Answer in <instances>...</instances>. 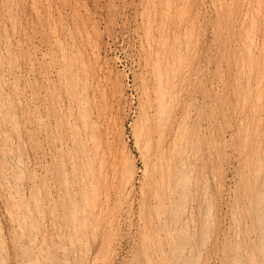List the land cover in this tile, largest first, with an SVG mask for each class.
Wrapping results in <instances>:
<instances>
[{
    "label": "rangeland",
    "instance_id": "rangeland-1",
    "mask_svg": "<svg viewBox=\"0 0 264 264\" xmlns=\"http://www.w3.org/2000/svg\"><path fill=\"white\" fill-rule=\"evenodd\" d=\"M27 1L26 18L12 5L14 25L2 27L14 46L0 54V100L9 109L7 118L0 112V264H264V0ZM152 36L188 47L179 52L188 80L175 87L186 91L170 111L187 126L176 142L153 124L163 49ZM98 112L108 129L93 143ZM6 119H16L12 128ZM178 171L188 177L177 178L172 203L158 201Z\"/></svg>",
    "mask_w": 264,
    "mask_h": 264
},
{
    "label": "bare ground",
    "instance_id": "bare-ground-1",
    "mask_svg": "<svg viewBox=\"0 0 264 264\" xmlns=\"http://www.w3.org/2000/svg\"><path fill=\"white\" fill-rule=\"evenodd\" d=\"M14 1H17L16 3L14 2ZM33 1V0H32ZM152 1V0H151ZM155 1V3H157V2H159L160 3V1L161 0H154ZM177 3H179V4H181V3H183V2H185L186 0H175ZM188 1V0H187ZM197 0H195V2H196ZM36 2H38V1H36ZM49 2V1H48ZM166 2V1H165ZM199 2V1H198ZM200 2H201V0H200ZM206 2V1H205ZM27 3H28V1L27 0H0V31L2 32V37L0 36V41L2 40V38H3V40H2V44H1V46H0V54H1V51H3V50H1V48H3V49H5L6 51H8L9 52V49H11V48H13L12 46H14V44L12 43V40H10V38H8V37H5V34H3L4 32V22H6V21H8V22H10V24L12 23V25H14V21H13V16H11V6L12 5H15V7H17L18 8V10H19V12H21L22 13V15H23V17L24 18H26V12L25 11H27L26 10V8H27ZM29 3H31L30 2V0H29ZM152 3V2H151ZM154 3V2H153ZM226 3V2H225ZM164 4V3H163ZM169 4H171V2L169 3ZM188 4V3H187ZM186 4V5H187ZM196 4V3H195ZM206 4V3H205ZM204 4V5H205ZM157 5V4H156ZM159 5V4H158ZM161 5V4H160ZM185 5V6H186ZM203 5V6H204ZM207 5V4H206ZM239 5V4H238ZM33 6V5H32ZM179 6V5H178ZM182 6V5H181ZM199 6H200V4H199ZM167 7V6H166ZM205 7V6H204ZM203 7V8H204ZM179 8H180V6H179ZM188 8V7H187ZM202 8V7H201ZM30 9V8H29ZM33 9V8H32ZM151 9V8H150ZM171 9V8H170ZM169 9V10H170ZM189 9V8H188ZM197 9V8H196ZM199 9V8H198ZM144 10V9H143ZM159 10V9H158ZM184 10V9H183ZM30 11V10H29ZM43 11V10H42ZM155 11V10H154ZM173 11V10H172ZM182 11V10H181ZM17 12V11H16ZM34 12V11H33ZM165 12V11H164ZM179 12V11H178ZM37 13H38V11H37ZM145 13V12H144ZM149 13V12H148ZM156 13V12H155ZM181 13V12H180ZM179 13V14H180ZM187 13V12H186ZM196 13V12H195ZM221 13V12H220ZM227 13H228V11H227ZM260 13V12H259ZM18 14V13H17ZM20 14V13H19ZM168 14V13H167ZM229 14V13H228ZM13 15V14H12ZM37 15V14H36ZM169 15V14H168ZM178 15V14H177ZM183 15V14H182ZM160 16V15H159ZM180 16V15H179ZM183 16H185V15H183ZM197 16V15H196ZM17 17V16H16ZM20 17V16H19ZM18 17V18H19ZM154 17V16H153ZM181 17V16H180ZM226 17V16H225ZM17 18V19H18ZM21 18V17H20ZM20 18H19V20H20ZM159 18V17H158ZM178 18V17H177ZM16 19V20H17ZM161 19V18H160ZM182 19V18H181ZM25 20V19H24ZM23 20V21H24ZM179 20V19H178ZM233 20V19H232ZM27 21V20H26ZM25 21V23H24V25L27 23ZM142 21V20H141ZM151 21V20H150ZM149 21V22H150ZM187 21V20H186ZM17 22V21H16ZM19 22V21H18ZM21 22V21H20ZM149 22H147L146 21V23L148 24ZM160 22V21H159ZM181 22V21H180ZM180 22H179V24H180ZM145 23V22H144ZM153 23V22H152ZM156 23V22H155ZM9 24V25H10ZM38 24V23H37ZM151 24V23H150ZM160 24V23H159ZM20 25V24H19ZM145 25V24H144ZM149 25V24H148ZM163 25H165V24H163ZM187 25V24H186ZM191 25V24H190ZM5 26H6V24H5ZM150 26H152V25H150ZM3 27V28H2ZM15 27L16 26H13V28L15 29ZM19 27V26H18ZM26 27V26H25ZM157 27V26H156ZM189 27V26H188ZM2 29H3V31H2ZM20 29V28H19ZM18 29V30H19ZM13 30V29H12ZM144 30H146V29H144ZM153 30H154V28H153ZM14 31V30H13ZM21 31H22V36H23V41L24 42H26V36L27 35H25V31H26V28H23V29H21ZM158 34H160L161 33V31L160 30H158ZM6 33V32H5ZM13 33V32H12ZM27 33V32H26ZM148 34V33H147ZM173 35H175V34H173ZM7 36V35H6ZM9 36V35H8ZM191 36H192V34H191ZM157 37V36H156ZM156 37H154V36H152L151 37V40H150V42L153 40L154 42L156 41V40H158V38H156ZM174 37V41L173 42H169L168 41V43H166V41H164V40H162V42L161 41H159V46L161 45V47H162V52H161V58L159 57V61L157 62V67H158V73H157V75H155V79H154V84H155V90L153 91L154 92V99H153V104L151 105V107L150 108H152L153 109V116L155 117L154 118V121H153V124L155 125V127L160 131V133H162V134H164L165 132H167L169 135H170V139L172 140V141H175V140H177V137H178V132H179V130H180V128H181V126L183 125V122H184V119H185V117H183V116H178L179 118H175L174 117V119H173V117H171V116H173V115H170V111H171V107L174 105V104H176L177 103V105H179V103H180V101L181 100H183V94H184V91H186V90H183V89H179V90H175V87H176V84L179 82H181V84L182 83H184V82H187V80H188V71L187 70H185L184 68H183V65H182V63L180 64V62H182V60L183 59H181L182 57H180V55H179V52L184 48V43H182L181 41L180 42H178L177 40H178V38L177 37H175V36H173ZM186 38H188V37H186ZM197 38V37H196ZM12 39V38H11ZM17 39V38H16ZM194 41V40H193ZM197 41V40H196ZM195 41V42H196ZM253 41V40H252ZM18 42H19V39H18ZM17 42V43H18ZM165 42V43H164ZM251 42V41H250ZM23 43V42H22ZM27 43V42H26ZM160 43H162V44H160ZM19 44V43H18ZM143 44V43H142ZM157 44V43H156ZM22 46H23V44H22ZM21 46V47H22ZM24 46H27V45H24ZM149 46V45H148ZM147 46V47H148ZM188 46V45H187ZM152 47V46H151ZM20 48V47H19ZM26 48V47H25ZM61 48V47H60ZM188 47H186V48H184L183 50H188L187 49ZM21 49V48H20ZM194 49V48H193ZM22 50H24V49H22ZM26 50V49H25ZM21 52V51H20ZM155 52V51H154ZM10 53V52H9ZM8 53V54H9ZM149 53V52H148ZM156 53V52H155ZM159 53V52H158ZM10 56V55H9ZM14 56V55H13ZM149 56H150V54H149ZM4 57V56H3ZM63 57V56H62ZM72 57V56H71ZM148 57V56H147ZM179 57H180V59H181V61H179L180 59H179ZM66 58V57H65ZM149 58V57H148ZM179 59V60H178ZM145 60V59H144ZM73 61V60H72ZM148 61H150V60H148ZM186 61V60H185ZM184 61V62H185ZM10 62V61H9ZM28 62V61H27ZM9 64V63H8ZM24 64V63H23ZM62 64V63H61ZM71 64H72V62H71ZM70 64V65H71ZM74 64V63H73ZM72 64V65H73ZM76 64V63H75ZM185 64V63H184ZM0 65H2V63L0 62ZM65 65V64H64ZM71 65V66H72ZM161 65H163V68H161ZM7 66V65H6ZM9 66V65H8ZM75 66H77V65H75ZM147 66V65H146ZM145 66V67H146ZM144 67V68H145ZM9 68V67H8ZM17 68V67H16ZM74 68V67H73ZM20 69V68H19ZM10 69H8V71H9ZM71 70V69H70ZM81 70V69H80ZM85 70V69H84ZM64 71H67V70H64L63 69V72ZM5 72V70L3 71V73ZM67 72H69V71H67ZM82 72V71H81ZM84 72V71H83ZM149 72V71H148ZM72 73H73V71H72ZM4 74H6V73H4ZM9 74V73H8ZM11 74V73H10ZM87 74V73H86ZM1 75H2V73H1ZM60 75V74H59ZM62 75V74H61ZM73 75V74H72ZM3 76V75H2ZM0 77V79L2 78L3 79V82H4V77ZM66 76H67V74H66ZM71 76V75H70ZM76 76H77V74H76ZM80 76V75H79ZM83 76H84V74H83ZM88 76V75H87ZM85 77V76H84ZM90 77V76H89ZM88 78V77H87ZM191 78V77H190ZM6 79V78H5ZM73 79V78H72ZM152 79V78H151ZM150 79V80H151ZM7 80V79H6ZM77 80V79H76ZM261 80V79H260ZM2 81V80H1ZM81 81V80H80ZM66 82V81H65ZM95 82V81H94ZM260 82V81H259ZM1 83V82H0ZM6 83V82H5ZM4 83V84H5ZM9 83V82H8ZM61 83V82H60ZM102 83V82H101ZM190 83V82H189ZM193 83V82H192ZM16 84V83H15ZM62 84H64V83H62ZM195 84V83H194ZM74 85V84H73ZM79 85V84H78ZM91 85V84H90ZM89 85V86H90ZM101 85V84H100ZM150 85V84H149ZM65 86V85H64ZM259 86V85H258ZM68 87V86H67ZM76 87V86H75ZM100 87V86H99ZM149 87H151V85L149 86ZM12 88H14V87H12ZM62 88V87H61ZM65 88V87H64ZM70 88H72L71 86H70ZM188 88V87H187ZM258 88V87H257ZM2 89V88H1ZM0 89V90H1ZM8 89V88H7ZM78 89V88H77ZM82 89V88H81ZM84 89H85V87H84ZM89 89V88H88ZM91 89V88H90ZM94 89H95V87H94ZM100 89V88H99ZM72 90V89H71ZM73 90H74V87H73ZM98 90V89H97ZM65 91V90H64ZM260 91V90H259ZM69 92V91H68ZM82 92V96H85L84 94L85 93H83V91H81ZM92 92V91H91ZM66 93V92H65ZM78 93V92H77ZM90 93V92H89ZM147 93V92H146ZM254 93V92H253ZM0 95H1V93H0ZM80 95H81V93H80ZM259 95V94H258ZM261 95H263V94H261ZM81 96V97H82ZM88 96V95H87ZM148 96H150V95H148ZM264 96V95H263ZM73 97H76V96H73ZM73 97H69L70 98V100H71V98H73ZM92 98V97H91ZM146 98V97H145ZM150 99H151V97H149ZM3 99V98H2ZM1 99V100H2ZM86 99V98H85ZM147 99V98H146ZM261 99V98H260ZM1 100H0V112L1 111H3V113H2V115L3 114H5L6 113V115H7V117H9L8 116V114H9V112H6V111H8V110H6L5 112H4V110L5 109H7V107H5L4 105H3V102H1ZM9 100V99H8ZM7 100V101H8ZM78 100H80V99H78ZM259 100V99H258ZM3 101H4V99H3ZM150 101V100H149ZM260 101V100H259ZM81 102V101H80ZM88 102V99H87V101L84 103V105L85 106H87L88 107V104H89V102ZM76 103V102H75ZM78 103V102H77ZM92 103V102H91ZM6 104H7V102H6ZM5 104V105H6ZM82 104V102L80 103V105ZM87 104V105H86ZM112 104V103H111ZM150 104V103H149ZM148 104V105H149ZM69 105V104H68ZM79 105V106H80ZM113 105V104H112ZM7 106V105H6ZM95 106V105H94ZM188 106V105H187ZM261 106V105H260ZM90 107V106H89ZM93 107V106H92ZM98 107V106H97ZM149 107V106H148ZM75 108V107H74ZM79 108V107H78ZM85 108V107H84ZM187 108V107H186ZM11 109V108H10ZM68 109V108H67ZM92 109V108H91ZM102 109V108H101ZM103 109H104V107H103ZM102 109V110H103ZM112 109V108H111ZM77 110H79V109H77ZM114 110V109H113ZM84 111H86L85 109L84 110H81V112H83V115L84 114H86V113H84ZM90 111V110H89ZM92 111V110H91ZM11 112H13L12 110H11ZM78 112V111H77ZM188 112H190L189 110H188ZM8 113V114H7ZM95 113V112H94ZM186 113V112H185ZM77 114V113H76ZM90 114V113H89ZM174 114V113H173ZM6 115H3L4 117L6 116ZM10 115H11V113H10ZM13 115V114H12ZM11 115V117H13ZM86 115H88V114H86ZM188 115H190V113L188 114ZM187 115V116H188ZM75 116V115H74ZM104 116V115H103ZM146 116V115H145ZM186 116V117H187ZM7 117H5V118H7ZM10 117V118H11ZM82 117V116H81ZM80 117V118H81ZM88 117H89V119H91L90 118V116L88 115ZM109 117V116H108ZM107 117V118H108ZM67 118V117H66ZM79 118V119H80ZM85 118H87V117H84V119L83 120H85ZM95 118V121H93L92 122V126H90L89 127V129H91V131L89 130V132H91V134L92 135H89V138L91 139V140H93L94 138L96 139V137H98L97 135H99L100 133H101V129L103 130V129H105V131H107V122H106V118L105 117H102V116H100V114H99V112L96 114V117H94ZM93 118V119H94ZM115 118V117H114ZM190 118V117H189ZM71 119V118H70ZM89 119H86V120H89ZM111 119V118H110ZM147 119H149V118H147ZM2 120H4L3 118H2ZM2 120H1V123H2ZM6 120H7V123H6ZM5 120V123L6 124H8V126H9V124L10 123H8V122H11V121H13V120H11V121H8V119H6ZM16 120V119H15ZM15 120L13 121V122H15ZM68 121H69V119H67ZM76 120V119H75ZM92 120V119H91ZM145 120V119H144ZM188 120H190V119H188ZM146 121V120H145ZM148 121V120H147ZM168 121H170L169 123H167ZM73 122V121H72ZM88 122V121H87ZM112 122H113V120H112ZM115 122V121H114ZM113 122V123H114ZM16 123H17V121H16ZM76 123V122H75ZM83 123V122H82ZM90 123V122H89ZM108 123H109V121H108ZM111 123V122H110ZM112 123V124H113ZM149 123V122H148ZM186 123V122H185ZM67 124L68 125H70V123H68L67 122ZM72 124H74V123H72ZM88 124V123H87ZM241 124V123H240ZM14 125V124H13ZM13 125H11V126H9V127H11L12 128V126ZM67 125V126H68ZM82 125V124H81ZM83 125H84V123H83ZM115 125V124H114ZM153 125V126H154ZM188 125V124H187ZM1 126V125H0ZM16 126H17V124H15V128H16ZM73 126V125H72ZM144 126H145V124H144ZM150 126H151V124H150ZM149 126V127H150ZM184 126H186V125H183L182 127H184ZM69 127V126H68ZM70 127H71V125H70ZM74 127V126H73ZM84 127V126H83ZM85 127H87V126H85ZM118 127H120V126H118ZM187 127V126H186ZM186 127L184 128L185 130H186ZM74 128H76V126L74 127ZM124 128V127H123ZM147 129H148V127H146ZM168 128V129H167ZM73 129V128H72ZM150 129V128H149ZM166 129H167V131H166ZM183 129V128H182ZM14 130V129H13ZM76 130V129H75ZM83 130V129H82ZM85 130H87V129H85ZM144 130V129H143ZM142 130V131H143ZM152 130H156V129H152ZM104 131V132H105ZM110 131V130H109ZM147 131H149V130H147ZM150 131H151V129H150ZM11 132V131H10ZM75 132V131H74ZM83 132V131H82ZM182 132V131H181ZM185 132V131H184ZM183 132V133H184ZM72 133V132H71ZM71 133H69V134H71ZM103 133V132H102ZM108 133V132H107ZM106 133V134H107ZM112 133V132H111ZM110 133V134H111ZM116 133V132H115ZM145 133V132H144ZM182 133V134H183ZM185 133H187V132H185ZM74 134V133H73ZM77 133H75L74 135H76ZM84 134V133H83ZM82 134V135H83ZM109 134V133H108ZM150 134V133H149ZM157 135H158V133H156ZM161 134V135H162ZM86 135V134H85ZM105 135V134H104ZM151 135V134H150ZM149 135V136H150ZM91 136V137H90ZM110 136V135H109ZM108 136V137H109ZM140 136H141V134H140ZM182 136H184V135H182ZM65 137V136H64ZM103 137V136H102ZM107 137V138H108ZM156 137V136H155ZM163 137V136H162ZM187 137H188V135H187ZM72 138V137H71ZM76 138V140H77V136L75 137ZM87 138V137H86ZM89 138H88V140H89ZM106 138V139H107ZM150 138V137H149ZM159 138V137H158ZM161 138V137H160ZM74 139V138H73ZM84 139V138H83ZM95 139L93 140L94 142L93 143H96L95 142ZM145 139V138H144ZM153 139V138H152ZM165 139H166V137H165ZM164 139V140H165ZM80 140V142H79V144L78 145H80V143H81V139H79ZM102 140V139H101ZM154 140V139H153ZM152 140V141H153ZM160 140H162V139H160ZM159 140V141H160ZM179 140H181V139H179ZM187 140V139H186ZM72 141V140H71ZM90 141V140H89ZM151 141V140H150ZM150 141H148V142H150ZM169 141V140H168ZM167 141V142H168ZM172 141H170V142H172ZM192 141V140H191ZM194 141V140H193ZM86 142V141H85ZM88 142V141H87ZM87 142L85 143V144H87ZM91 142V141H90ZM145 142H146V140H145ZM155 142V141H154ZM176 142V141H175ZM180 142V141H179ZM185 142V141H184ZM4 143V142H3ZM74 143H75V141H74ZM83 143V142H82ZM81 143V144H82ZM159 143V142H158ZM169 143V142H168ZM192 143V142H191ZM2 144V143H1ZM72 144V143H71ZM156 144V143H155ZM190 144V143H189ZM194 144V143H193ZM4 145V144H3ZM77 145V146H78ZM102 145V144H101ZM159 145V144H158ZM169 145H170V143H169ZM178 145V144H177ZM185 145V144H184ZM188 145V144H187ZM191 145V144H190ZM6 146V145H5ZM5 146H3V147H5ZM84 146V148H86L85 147V145H83ZM168 146V145H167ZM2 147V148H3ZM8 147V146H7ZM6 147V148H7ZM99 148L101 147V146H98ZM149 146L147 145V148H148ZM154 147V146H153ZM157 147V146H156ZM155 147V148H156ZM161 147V146H160ZM169 147V146H168ZM171 147V146H170ZM177 147V146H176ZM5 148V149H6ZM83 148V149H84ZM95 148H97V147H95ZM109 148V147H108ZM147 148L146 147H144V149H145V153H146V150H147ZM154 148V149H155ZM167 148V147H166ZM184 148V147H183ZM80 149V148H79ZM86 149H88V148H86ZM85 149V150H86ZM94 149V148H93ZM102 149V148H101ZM153 149V150H154ZM176 149V148H175ZM263 149V148H262ZM9 150V149H8ZM11 150V149H10ZM84 150V151H85ZM92 150V149H91ZM151 150V149H150ZM177 150V149H176ZM2 151V150H1ZM5 151V150H4ZM99 151V150H98ZM97 151V152H98ZM102 151H105V150H102ZM125 151V150H124ZM144 151V150H143ZM147 151H149V150H147ZM184 151V150H183ZM17 152H18V150H17ZM93 152H94V150H93ZM163 152V151H162ZM168 152V151H167ZM189 152V151H188ZM2 153V152H1ZM4 153V152H3ZM7 153V152H6ZM9 153V152H8ZM80 153H81V151H80ZM144 153V152H143ZM144 153V154H145ZM170 153V152H169ZM184 153H185V151H184ZM10 154H12V153H10ZM84 154V153H83ZM86 154V153H85ZM87 154L88 155H91V154H89L88 153V151H87ZM86 154V155H87ZM160 154V153H159ZM164 154V153H163ZM165 154H167V153H165ZM178 154H179V152H178ZM189 154V153H188ZM85 155V156H86ZM173 155V154H172ZM180 155H182V154H180ZM261 155V154H260ZM3 156V155H2ZM11 156V155H10ZM80 156V155H79ZM106 156V155H105ZM104 156V157H105ZM154 156V155H153ZM159 156V155H158ZM161 156H164V155H161ZM174 156V155H173ZM177 156V155H176ZM183 156V155H182ZM12 157H14L13 155H12ZM11 157V158H12ZM17 158H18V156H16ZM151 157V156H150ZM259 157V156H258ZM9 158V157H8ZM17 158H16V160H17ZM79 158V157H78ZM96 158H97V155H96ZM163 158V157H162ZM179 158V157H178ZM180 158H181V156H180ZM4 159V158H3ZM76 159V158H75ZM85 159V158H84ZM87 159H90V158H87ZM95 159V158H94ZM98 159V158H97ZM104 159V158H103ZM158 159H160V158H158ZM169 159V158H168ZM188 159V158H187ZM5 160V159H4ZM4 160H2V161H4ZM11 160V159H10ZM13 160V159H12ZM79 160V159H78ZM163 160V159H162ZM161 160V161H162ZM165 160V159H164ZM172 160V159H171ZM175 160V159H174ZM190 160V159H189ZM90 161V160H89ZM94 161V160H93ZM109 161L111 162V160L109 159ZM113 161V160H112ZM181 161H182V159H181ZM185 161H187V160H185ZM8 162V161H7ZM16 162V161H15ZM18 163H21V161L19 162V160L17 161ZM183 162V165H184V161H182ZM3 163V162H2ZM79 163V162H78ZM81 163V162H80ZM89 163V162H88ZM88 163H87V165H88ZM100 163V162H99ZM102 163V162H101ZM100 163V164H101ZM131 163V162H130ZM172 163H174L173 161H172ZM180 163V162H179ZM187 163H189V162H187ZM7 164V163H6ZM6 164H5V166H6ZM22 164V163H21ZM166 164V163H165ZM168 164V163H167ZM192 164V163H191ZM1 165H4V164H1ZM0 165V166H1ZM11 165V164H10ZM16 165V164H15ZM14 165V166H15ZM19 165V164H18ZM160 165V164H159ZM164 165V164H163ZM172 165V164H171ZM179 165V164H178ZM9 166V165H8ZM13 166V165H12ZM21 166V165H20ZM80 166V165H79ZM105 166V165H104ZM132 167V165L130 164L129 165V167L128 168H130V171H131V167ZM182 166V165H181ZM11 167V166H10ZM93 167V166H92ZM100 167V166H99ZM127 167V166H126ZM126 167H124V168H126ZM165 167V166H164ZM174 167V166H173ZM177 167V166H176ZM189 167V166H188ZM12 168V167H11ZM87 168V167H86ZM86 168H84V171L86 170ZM90 168V167H89ZM88 168V169H89ZM111 168H112V166H111ZM116 168H118V167H116ZM115 168V169H116ZM123 168V169H124ZM127 168V169H128ZM166 168H167V166H166ZM182 169H183V166L181 167ZM3 169V168H2ZM13 169V168H12ZM11 169V170H12ZM15 169H17L16 167H15ZM83 169V168H82ZM93 169V168H92ZM102 169H103V166H102V168H101V171H102ZM187 169V168H186ZM9 170V169H8ZM112 170V169H111ZM166 170V169H165ZM168 170V169H167ZM176 170V172H177V169H175ZM180 170V169H179ZM5 171V170H4ZM88 171V170H87ZM91 171H94V170H91ZM90 171V172H91ZM127 171H129V169L127 170ZM162 171V170H161ZM11 172V171H10ZM104 172V171H103ZM121 172V171H120ZM6 173V172H5ZM12 173V172H11ZM84 173H86V172H84ZM99 173H100V170H99ZM110 173V172H109ZM113 173V172H112ZM127 173V172H126ZM175 173V172H174ZM181 173H182V171H181ZM180 173V171H178V174H179V177H177V173H175L174 175H171V181H170V185L168 186L169 188H170V190H169V193L167 194V196L166 195H162V197L161 198H158L157 200L159 201H162V202H166V203H169V204H171L172 203V200H173V196H174V194H175V191L177 190V187H180V186H182V185H180V186H178V181H177V178H179V179H181L180 177H182L183 175ZM184 173H186V171L184 172ZM183 173V174H184ZM20 174H21V172H20ZM89 174V173H88ZM102 174V173H101ZM170 174V173H169ZM190 174V173H189ZM10 175V174H9ZM91 176H89V177H92V174H90ZM128 175V177L126 176V178H127V181L125 182V183H127V184H131L132 182H131V180H132V171H131V173H129V174H127ZM182 175V176H181ZM185 175V174H184ZM187 175V174H186ZM186 175L184 176V177H182L184 180H185V178H187L186 177ZM3 176H4V174H3ZM2 176V177H3ZM7 176V175H6ZM86 176V175H85ZM88 176V175H87ZM100 176H102V175H100ZM100 176H99V178H100ZM107 176V175H106ZM116 176V175H115ZM159 176H160V174H159ZM201 171L199 172V175H198V178H197V183H198V185H199V190L201 189V187H202V184H201ZM255 176V175H254ZM10 177V176H9ZM84 177V176H83ZM166 177V176H165ZM124 178H125V176H124ZM124 178H122L123 180H124ZM154 178V177H153ZM158 178V177H157ZM160 178V177H159ZM91 179V178H90ZM98 179V178H97ZM105 179H106V177H105ZM104 179V180H105ZM162 179V178H161ZM166 179H167V177H166ZM168 179H170L169 177H168ZM5 180V179H4ZM9 180V179H8ZM17 180V179H16ZM99 180V179H98ZM122 180V181H123ZM154 180V179H153ZM82 181V180H81ZM85 181V180H84ZM91 181V180H90ZM93 181V180H92ZM92 181H91V183H92ZM106 181V180H105ZM164 181V180H163ZM180 181H182V179L180 180ZM255 181V179L253 180V182ZM5 182H7V180L5 181ZM88 182V181H87ZM94 182V181H93ZM98 182V181H97ZM96 181H95V183H97ZM103 182V181H102ZM161 182V181H160ZM188 182V181H187ZM7 183H9V181L7 182ZM18 183V182H17ZM21 183V182H20ZM19 183V184H20ZM185 183H186V181H185ZM13 184H15V183H13ZM12 184V185H13ZM84 184H85V182H84ZM98 184H99V182H98ZM103 184V183H102ZM129 184V185H130ZM189 184V183H188ZM86 185V184H85ZM90 185V184H89ZM124 185H126V184H124ZM158 185V184H157ZM14 186H16V185H14ZM18 186V185H17ZM87 186V185H86ZM96 186V185H95ZM98 186V185H97ZM105 186V185H104ZM103 185H102V188L104 187ZM128 186V185H127ZM131 186V185H130ZM159 186H160V184H159ZM166 186V187H167ZM20 188H21V185L19 186ZM83 187H84V185H83ZM92 187H94V186H92ZM100 187H101V185H100ZM121 187V186H120ZM146 187V186H145ZM184 187V186H183ZM80 188V187H79ZM105 188H106V186H105ZM164 188V187H163ZM17 190H18V188H16ZM89 189V188H88ZM92 189V188H91ZM97 189H99L98 187H97ZM123 189H124V187H123ZM126 189V188H125ZM183 189V188H182ZM181 189V190H182ZM186 189V188H185ZM21 190H22V188H21ZM87 190V189H86ZM85 190V191H86ZM93 190V189H92ZM106 190H107V188H106ZM16 191V190H15ZM14 191V192H15ZM105 191V190H104ZM17 192V191H16ZM34 192V191H33ZM18 193H19V191H18ZM88 193V192H87ZM92 193H94V194H96V192H93L92 191ZM129 193V192H128ZM156 193V192H155ZM166 193H167V191H166ZM94 194H93V196H94ZM185 194V193H184ZM257 194V193H256ZM18 194H16V196H17ZM24 195V194H23ZM118 195V194H117ZM154 195V194H153ZM39 195H37L36 196V198L38 197ZM109 196V195H108ZM134 196V195H133ZM186 196V195H185ZM184 196V197H185ZM255 196V195H254ZM260 196V195H259ZM154 197V196H153ZM155 197L157 198V196L155 195ZM18 198V197H17ZM22 198H24V197H22ZM21 198V199H22ZM39 198V197H38ZM75 198V197H74ZM256 199H257V197H255ZM18 199H20V198H18ZM17 199V200H18ZM107 199V198H106ZM153 199V198H152ZM184 199V198H183ZM38 200V199H37ZM36 200V201H37ZM263 200V199H262ZM15 201V200H14ZM20 201V200H19ZM177 201H178V199H177ZM259 201H261L260 200V198H259ZM258 201V202H259ZM21 202H23V201H21ZM20 202V203H21ZM38 202V201H37ZM136 202V201H135ZM154 202V201H153ZM261 202H263V201H261ZM15 204H16V201L14 202ZM19 203V202H18ZM19 203V204H20ZM24 203V202H23ZM92 203V202H91ZM96 203V202H95ZM104 203V202H103ZM102 203V204H103ZM26 204V203H25ZM39 204V203H38ZM99 204V203H98ZM107 204V203H106ZM157 204H159V203H157ZM261 204V203H260ZM259 204V205H260ZM21 205V204H20ZM92 205H94V204H92ZM96 205H97V203H96ZM101 205V204H100ZM156 205V204H155ZM167 205V204H166ZM174 205V204H173ZM182 205V204H181ZM180 205V206H181ZM26 206V205H25ZM24 206V207H25ZM30 206V205H29ZM102 206V205H101ZM100 206V207H101ZM163 206V205H162ZM175 206H176V204H175ZM186 206V205H185ZM14 207V206H13ZM15 207H17V205L15 206ZM27 207V206H26ZM74 207L76 208V206L74 205ZM83 207V206H82ZM96 207V206H95ZM103 207V206H102ZM101 207V208H102ZM105 207H106V205H105ZM156 207V206H155ZM182 207V206H181ZM260 207V206H259ZM18 208V212H19V209H21V207L19 208V207H17ZM131 208V207H130ZM39 209V208H38ZM177 209V208H176ZM179 209V208H178ZM182 209V208H181ZM209 209V208H208ZM91 210V209H90ZM99 210H100V208H99ZM98 210V211H99ZM156 210V209H155ZM157 210H158V208H157ZM175 210V208L173 209V211ZM28 211V209L27 210H25V212H27ZM176 211V210H175ZM209 211V210H208ZM20 212H22V211H20ZM19 212V213H20ZM76 212V211H75ZM83 212V211H82ZM84 212H85V210H84ZM100 212V211H99ZM181 212V211H180ZM207 211H205V213H206ZM28 213V212H27ZM14 214V213H13ZM23 215L25 214V213H22ZM69 214V213H68ZM93 214V213H92ZM91 214V215H92ZM99 214H101V213H99ZM173 214H175V213H173ZM207 214V213H206ZM17 215V214H16ZM19 215V214H18ZM27 215V214H26ZM71 215H73V214H71ZM79 215V214H78ZM82 215H85V214H83L82 213ZM90 215V214H89ZM158 215V214H157ZM210 215V214H209ZM22 215H20V217H21ZM156 216V215H155ZM204 216H207L208 217V214L207 215H204ZM24 217H25V215H24ZM24 217H22V222L25 220H23V218ZM73 217V220L75 221V219L76 218H74V216H72ZM82 218H83V216H81ZM79 218L80 220L82 219V218ZM86 217H88V215L86 216ZM90 217V216H89ZM92 218H93V216H92ZM173 218V217H172ZM176 218V217H175ZM180 218V217H179ZM211 218V217H210ZM70 219V218H69ZM78 219V218H77ZM76 219V220H77ZM87 219V218H86ZM204 219H206V218H204ZM264 219V218H263ZM83 220V219H82ZM173 220H174V218H173ZM178 220V219H177ZM28 221V223H27V225L29 224V220H27ZM78 221V220H77ZM76 221V222H77ZM156 221V220H155ZM158 221V220H157ZM25 222V221H24ZM23 222V223H24ZM73 222V221H72ZM78 223V222H77ZM81 223V222H80ZM204 223V222H203ZM263 223V222H262ZM261 223V224H262ZM72 224V223H71ZM176 225L178 224V221H177V223H175ZM205 224V223H204ZM22 226V225H21ZM21 226H19L18 225V228L20 229V227ZM73 226V225H72ZM83 226H84V224H83ZM205 226V225H204ZM33 227V226H32ZM80 227V226H79ZM181 227V226H180ZM23 228V227H22ZM34 228V227H33ZM84 228H86V227H84ZM208 228V227H207ZM72 229H74V228H72ZM88 229V228H87ZM264 229V228H263ZM21 230V229H20ZM25 230V229H24ZM81 230V229H80ZM27 231V230H26ZM29 231V230H28ZM78 231H79V229H78ZM180 231H181V229H180ZM23 232V231H22ZM25 232V231H24ZM82 232V231H81ZM172 232V231H171ZM179 232V231H178ZM200 232V231H199ZM258 232V231H257ZM75 233V232H74ZM184 233V232H183ZM183 233H182V235H183ZM202 233V232H201ZM81 234V233H80ZM57 235V234H56ZM59 235V234H58ZM180 235H181V233H180ZM187 235V234H186ZM171 236V235H170ZM184 236V235H183ZM259 236V235H258ZM29 238H27L28 239V241H29V239L31 238L30 236H28ZM56 237V236H55ZM182 237V236H181ZM180 237V238H181ZM32 238H34V237H32ZM36 238V237H35ZM61 238V237H60ZM76 238V237H75ZM79 238V237H78ZM180 238H178L179 240H180ZM259 238V237H258ZM56 239H58L57 237H56ZM185 239V238H184ZM2 240V239H1ZM35 240V239H34ZM60 240V239H59ZM183 240V239H182ZM181 240V241H182ZM33 241V240H32ZM263 241V240H262ZM2 242V241H1ZM30 243H32L31 242V240H30ZM51 243V242H50ZM181 243V242H180ZM3 244V243H2ZM15 244H16V242H15ZM20 244V243H19ZM32 244H34V242L32 243ZM178 245H179V243H177ZM183 244H184V242H183ZM261 244V243H260ZM35 245V244H34ZM33 245V246H34ZM54 245V244H53ZM25 246V245H24ZM41 246V245H40ZM58 246L60 247L61 245H59L58 244ZM58 246H55V247H57V249L56 250H58ZM63 246V245H62ZM74 246V245H73ZM16 247V246H15ZM23 247V246H22ZM21 247V248H22ZM29 247V246H28ZM27 247V248H28ZM39 247V246H38ZM54 247V248H55ZM53 248V247H52ZM72 248V247H71ZM182 248H184V247H182ZM181 247H180V249H182ZM25 249V248H24ZM37 249V248H36ZM41 249V248H40ZM61 249H63V248H61ZM76 249V248H75ZM31 249H29V251H30ZM42 250V249H41ZM40 250V251H41ZM67 250V249H66ZM28 251V252H29ZM43 251V250H42ZM41 251V252H42ZM48 251V250H47ZM61 251V250H60ZM246 251V254L250 257L251 255H252V247L251 248H248V249H246L245 250ZM3 252V251H2ZM25 252H26V254L25 255H27V256H31V257H34L33 256V254L31 253L30 254V252L29 253H27V249L25 250ZM63 252H64V250H63ZM67 252V251H66ZM74 252V251H73ZM56 252H54V254H55ZM69 253V252H68ZM23 254V256H25ZM28 254H30V255H28ZM38 254H39V252H38ZM58 254V253H57ZM66 254V253H65ZM64 253H62V255L64 256L65 255ZM74 254H75V252H74ZM245 254V255H246ZM46 255H47V253H46ZM40 256V255H39ZM50 256V255H49ZM52 256H54V255H52ZM55 256H58V255H55ZM26 257V256H25ZM30 257V258H31ZM35 257H37V256H35ZM64 257H66V255L64 256ZM68 257V256H67ZM184 257V256H183ZM50 258V257H49ZM58 258H59V256H58ZM26 259V258H25ZM42 259V258H41ZM52 259H53V257H52ZM60 259V258H59ZM30 260V259H29ZM56 260V259H55ZM61 260V259H60ZM68 260V259H67ZM66 260V261H67ZM28 261V260H27ZM31 261V260H30ZM34 261V260H33ZM42 261V260H41ZM43 261H44V259H43ZM49 261H51V260H49ZM53 261H54V259H53ZM25 262V261H24ZM55 262V261H54ZM58 262V261H57ZM56 262V264H58ZM60 262V261H59ZM28 263V262H27ZM34 263V262H33ZM43 263V262H42ZM61 263H63V262H61ZM68 263V262H67ZM66 263V264H67ZM36 264V263H35ZM38 264V263H37Z\"/></svg>",
    "mask_w": 264,
    "mask_h": 264
}]
</instances>
